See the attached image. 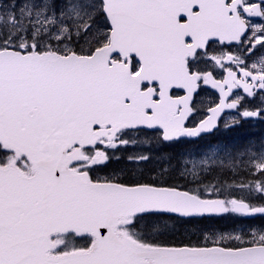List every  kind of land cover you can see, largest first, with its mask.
Here are the masks:
<instances>
[{
    "label": "snow or ice",
    "instance_id": "snow-or-ice-1",
    "mask_svg": "<svg viewBox=\"0 0 264 264\" xmlns=\"http://www.w3.org/2000/svg\"><path fill=\"white\" fill-rule=\"evenodd\" d=\"M253 120L264 0H0V264H264V142L171 151Z\"/></svg>",
    "mask_w": 264,
    "mask_h": 264
},
{
    "label": "trees",
    "instance_id": "trees-1",
    "mask_svg": "<svg viewBox=\"0 0 264 264\" xmlns=\"http://www.w3.org/2000/svg\"><path fill=\"white\" fill-rule=\"evenodd\" d=\"M262 125V124H261ZM258 135L256 137L253 136V134L257 133ZM262 133V129L260 128L259 125H247V126H242L240 129L236 130V131H231L228 132L225 136L224 134H216L215 136H210L208 138H204L201 139V141L197 142L199 146H208L210 145V143H213L215 141L219 142L221 141L222 143H225L229 145V143H239L237 145H234L231 149H233L234 147L239 148L238 150H242L243 148H245L246 146H248V143L250 144H254L255 141H260L261 135ZM141 140L145 139L144 137H140ZM192 143L189 144H184V145H179L174 149H171V151H174L177 155L182 154L184 150H182L184 147L191 145ZM196 144V143H194ZM247 144V145H246ZM140 146L137 147H133L132 149H130V151H147L151 145L148 144H139ZM137 147V148H136ZM227 163V162H226ZM124 165L121 163H117L114 164L113 167L114 168H119V167H123ZM153 175H155V173H153ZM226 178H229V182H231V178L230 176L226 173ZM173 176L177 179H179L178 177V172H174ZM166 179H169L168 177H165ZM209 179H211V177H208ZM240 177H237V179H239ZM188 179H191L190 177H188ZM171 182V181H170ZM179 182L183 183V180H179ZM250 223L254 224V225H261L264 224V220L261 219H256L254 221H250ZM205 225L211 226L214 225L216 228L222 229V230H227L229 228H231L233 226V221L229 220V219H223V220H218V221H211V222H205Z\"/></svg>",
    "mask_w": 264,
    "mask_h": 264
},
{
    "label": "rangeland",
    "instance_id": "rangeland-1",
    "mask_svg": "<svg viewBox=\"0 0 264 264\" xmlns=\"http://www.w3.org/2000/svg\"><path fill=\"white\" fill-rule=\"evenodd\" d=\"M214 75L217 77V78H219V73L216 71L215 73H214ZM207 93L209 94V95H203V96H201L200 98H199V101H198V104H199V106H200V108H201V114H203L204 112H206V109H207V107H209V106H214L215 104H216V98L210 93V92H208L207 91ZM252 122V121H251ZM247 124L248 123H250V122H246ZM211 144V143H210ZM237 144H239V143H229V145L228 144H226L225 143V141H224V143H221V144H219L218 145V142L217 141H215V144H214V146H212L211 148H201V147H196V145H189V146H186V147H184L182 150H184L183 151V153L182 154H191V155H189V158L191 159V158H196V159H199L201 156H204V155H206V154H210V152H211V150H215L217 147H224V146H227V149L228 150H230L234 145H237ZM247 145V144H246ZM248 145H250V143H248ZM251 145H253V144H251ZM140 145H138L137 147H139ZM136 147V148H137ZM219 155L221 156V158H224V152L223 151H221L220 153H219ZM227 162V160L225 159V163ZM122 164V163H121ZM190 167V166H189Z\"/></svg>",
    "mask_w": 264,
    "mask_h": 264
},
{
    "label": "flooded vegetation",
    "instance_id": "flooded-vegetation-1",
    "mask_svg": "<svg viewBox=\"0 0 264 264\" xmlns=\"http://www.w3.org/2000/svg\"><path fill=\"white\" fill-rule=\"evenodd\" d=\"M225 50H228V49H225ZM233 51H234V49H233ZM260 56V53L259 52H255L253 55H252V57H251V59H250V63L252 62V60H255V59H257L258 57ZM218 71H219V73L221 74V75H224V73L222 72V70H219V69H217ZM235 70V69H234ZM254 122H257V121H255V120H253ZM264 124V123H263Z\"/></svg>",
    "mask_w": 264,
    "mask_h": 264
}]
</instances>
